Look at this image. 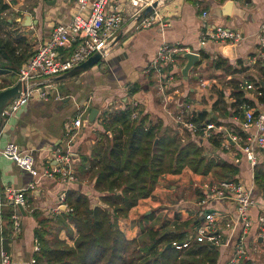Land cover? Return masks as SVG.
<instances>
[{"label":"crops","instance_id":"0c3cea01","mask_svg":"<svg viewBox=\"0 0 264 264\" xmlns=\"http://www.w3.org/2000/svg\"><path fill=\"white\" fill-rule=\"evenodd\" d=\"M5 1L9 8L0 11V84L3 89L16 83L19 68L48 39L52 26L58 22H69L76 9V0ZM114 8L123 11L129 20L134 14L130 0H112L109 9ZM155 9L163 18L162 23L136 30L128 29L127 22L117 33V36L122 34L121 38L111 46L108 55L99 64L63 80L43 79L58 89L61 98L56 99V90H52L51 99L33 98L7 121L3 120L0 150L9 142L18 144L21 150L34 155L35 166L41 172L57 164L54 151L61 148L71 154V166L77 178L70 182L61 174L53 178L34 177L0 153V184L24 190L26 200V214L22 213L21 217L22 229L12 234L9 244L13 264H27L35 257V229L39 227V219H51L62 211H68L63 207L60 212L56 211L61 205V194L71 188L81 189L90 195L93 205L100 203L90 173L79 171L81 160L90 154L96 132L103 129V117L108 112L132 105L134 101L153 119L162 118L165 124L177 127L181 132L184 129L174 116L185 105L191 106L193 112L206 110L208 118H217L220 124L214 122L217 126L215 132L224 135L221 148L213 149L206 139L202 145L212 151L213 156L236 164L239 167L237 180L252 190L255 206L250 210L253 226L247 241L248 247L253 248L256 221L264 208V190L255 183V165L242 151L241 141L234 142L231 136L239 135L243 142L246 134L255 131L254 127H244V113L234 105L236 97L233 92L237 81L243 83V96L255 107L263 108L256 86L264 87V63L259 59L264 0H161ZM204 11L209 12L207 19L212 26L237 30L242 34L241 40L208 42L202 46L199 38ZM164 42L198 52L200 61L185 78L182 68L187 59L179 58L171 67L174 79L162 90L158 76L150 65ZM67 52L70 48L64 50V53ZM11 53L13 61L9 59ZM246 83L255 87L246 88ZM94 108L99 112L96 120L90 123L89 116ZM82 112L83 122L78 127L74 121ZM227 141L229 147L225 148L223 144ZM261 163L264 164V147L257 152V164ZM213 181H218L214 174H199L190 168L178 174H163L152 195L140 199L131 208L128 217L119 219L121 230L127 239H135L149 227L162 230L167 225L174 228L175 224H184L195 218L202 221L205 210L228 213L235 219V207L230 201L213 200L206 207L201 205L207 195L203 184ZM184 228L190 233L193 230L189 226ZM240 230L238 225L236 230L231 231V243L220 249L218 264H226L231 257L232 246ZM76 236V230L73 237L66 229L60 232V238L70 244ZM258 247L262 246L257 244ZM250 258L264 264V247L263 251L255 250Z\"/></svg>","mask_w":264,"mask_h":264},{"label":"trees","instance_id":"16d2710c","mask_svg":"<svg viewBox=\"0 0 264 264\" xmlns=\"http://www.w3.org/2000/svg\"><path fill=\"white\" fill-rule=\"evenodd\" d=\"M7 8L6 1L0 0V11ZM9 59L13 61V53ZM236 83L234 105L240 110L246 102L254 106L243 96L242 81ZM3 88L0 84V90ZM260 89L264 92V87ZM259 98L264 102L263 95ZM134 112H137L136 117H133ZM208 115L206 110L195 111L187 114L186 119L198 127L207 122L220 124L216 117L208 118ZM101 125L103 129L96 132L90 154L82 157L79 168L82 174L90 173L100 203L93 205L90 195L81 189L67 190L65 203L69 210L51 219L38 220L36 264H218V247L198 242L182 249L167 247L173 241L187 240L190 231L184 226L194 228L200 222L197 218L175 224L174 228L167 227L169 225L162 230L149 227L135 239L126 238L118 221L128 217L140 199L152 195L163 174H178L190 168L199 174L212 173L218 180H237L239 167L213 156L190 130L181 132L165 124L162 118L153 119L139 106L108 112ZM223 137L222 132L212 133L208 140L213 149L221 148ZM259 165H255V183L264 190V169H258ZM13 212V205L0 207L3 246L7 251H10L11 236L15 233ZM63 229L70 237L76 230L73 244L60 238ZM238 264L259 263L248 258Z\"/></svg>","mask_w":264,"mask_h":264},{"label":"built area","instance_id":"2783aa9c","mask_svg":"<svg viewBox=\"0 0 264 264\" xmlns=\"http://www.w3.org/2000/svg\"><path fill=\"white\" fill-rule=\"evenodd\" d=\"M161 0H130L134 14L131 20L125 13L118 8L109 9L112 0H76V9L69 22H58L51 28L50 35L36 50L34 54L19 68L17 73V82L22 83L21 95L11 100L3 110V120H8L15 112L29 103L33 98L43 100L51 99L52 90H56L55 98H61L58 89L49 81L55 76L62 75L82 62L86 61L94 53L99 52L104 59L117 38V33L128 22V29H145L156 23H162L163 18L159 16L154 8L147 15L143 11L154 2ZM203 21L201 23L200 44L204 46L208 42H238L242 38L241 32L226 28L224 26H212L208 21L209 12H203ZM128 20V21H127ZM70 52L64 53V50ZM186 52H191L177 44L164 42L158 48L157 53L150 65V69L158 76L160 89L165 90L169 83L174 79V73L171 67L175 66L179 58L184 57ZM198 53V52H196ZM199 54V53H198ZM259 59L264 63V22L261 24L259 33ZM52 76V77H50ZM49 77V78H48ZM42 79V80H41ZM15 83V84H16ZM204 84V83H202ZM246 88L255 87L254 84L246 83ZM53 88V89H52ZM259 96L264 92L259 86ZM134 101L132 106H138ZM263 108H257L250 103H244L241 109L244 113V127L255 128L254 132L246 134L244 143L239 135H232L234 142L241 141V149L253 165L257 164V152L264 147V102ZM193 113L191 106H183L174 116L178 124L183 129L191 131L194 138L201 141L208 140L217 128L213 122H207L203 127H198L194 122L186 119L187 114ZM82 114L75 119L74 124L78 127L82 125ZM137 112L133 113V117ZM225 148L229 147V141L223 144ZM0 153L14 160V162L24 171H28L34 177H55L61 174L65 180L74 182L77 180L74 169L72 168V156L68 152H63L61 148H56V165L45 168L40 172L35 166L34 155L30 151H23L14 142H9ZM1 173V172H0ZM34 187V184L31 185ZM206 189V197L201 201V205L206 207L210 202L224 200L234 204L236 217L231 218L228 213L218 211L204 212V219L200 221L191 231L187 240L179 242L173 241L172 246L177 249L187 248L192 243L198 242L204 245H212L219 249L229 246L231 243V231L241 226V232L237 241L234 243L233 253L228 264H238L243 259H248L255 250L263 251L264 247V208L257 218V233L253 241V248L248 247L249 230L253 226L250 210L255 206V200L250 188H247L240 180L226 179L213 181L209 184H203ZM24 190H16L12 187H2L0 184V207L2 205H13L12 214L13 228L15 233L22 229V211L20 206L25 207L26 200L23 197ZM61 207L69 206L65 203V193L60 197ZM257 244L262 246L257 248ZM39 250V244L35 246ZM0 264H13V258L9 251L3 246L2 238V219L0 213ZM27 264H36L35 258H32Z\"/></svg>","mask_w":264,"mask_h":264},{"label":"water","instance_id":"95a60500","mask_svg":"<svg viewBox=\"0 0 264 264\" xmlns=\"http://www.w3.org/2000/svg\"><path fill=\"white\" fill-rule=\"evenodd\" d=\"M157 6H158V2L156 1L152 5L148 6L143 11V15H147L148 13H150ZM121 36H122V34L117 36V38L115 39V42H117L121 38ZM184 57L187 59V62L185 63V65L182 68V74H183V76L185 78H187L189 76L190 69L197 62L200 61V55L198 53H196V52H186L184 54ZM103 60L104 59L102 58L101 53L96 52L91 57H89L86 61H84L81 64L77 65L76 67H74L70 71H68V72H66V73H64L62 75L52 77L51 80L58 81V80H63V79L75 76V75L80 74L81 72L86 71V70L92 68L93 66L99 64ZM21 92H22V83L20 81L17 82L16 84L10 86V87H7L5 89L0 90V128H1L2 122H3V110H4V108L7 106V104L11 100H13L14 98L20 96ZM98 112H99V110L97 108H94L91 111V114L89 116L90 123H93L96 120ZM156 143H157V140H155V145H156ZM20 209H21L23 214H26L25 209H24L23 206H20ZM63 210H65V206H63ZM208 211H211V210H208ZM203 218H204V216L201 217V219H203ZM198 221H200V220H197V222ZM167 247H172V243H169L167 245Z\"/></svg>","mask_w":264,"mask_h":264},{"label":"rangeland","instance_id":"374dc122","mask_svg":"<svg viewBox=\"0 0 264 264\" xmlns=\"http://www.w3.org/2000/svg\"><path fill=\"white\" fill-rule=\"evenodd\" d=\"M50 77H52V76H50ZM48 78H49V77H48ZM259 168H260V169H262V168L264 169V164L261 163V164L258 166V169H259Z\"/></svg>","mask_w":264,"mask_h":264}]
</instances>
